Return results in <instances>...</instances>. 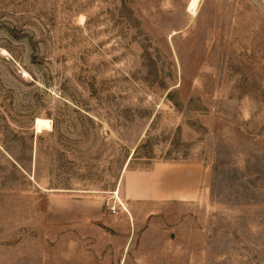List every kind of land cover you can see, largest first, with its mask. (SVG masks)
Wrapping results in <instances>:
<instances>
[{
  "label": "rangeland",
  "instance_id": "1",
  "mask_svg": "<svg viewBox=\"0 0 264 264\" xmlns=\"http://www.w3.org/2000/svg\"><path fill=\"white\" fill-rule=\"evenodd\" d=\"M0 264H264V0H0Z\"/></svg>",
  "mask_w": 264,
  "mask_h": 264
},
{
  "label": "bare ground",
  "instance_id": "2",
  "mask_svg": "<svg viewBox=\"0 0 264 264\" xmlns=\"http://www.w3.org/2000/svg\"><path fill=\"white\" fill-rule=\"evenodd\" d=\"M114 195H115V198L118 200L119 204L122 205V203L119 201L118 193L116 192V193H114ZM122 206H123V205H122ZM120 207H121V206H120ZM124 207H125V206H124ZM124 207H123V208H124Z\"/></svg>",
  "mask_w": 264,
  "mask_h": 264
}]
</instances>
